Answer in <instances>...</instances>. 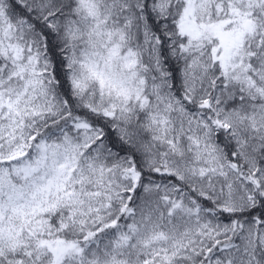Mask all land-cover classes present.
<instances>
[{"label": "snow or ice", "instance_id": "6c2138e0", "mask_svg": "<svg viewBox=\"0 0 264 264\" xmlns=\"http://www.w3.org/2000/svg\"><path fill=\"white\" fill-rule=\"evenodd\" d=\"M0 264H264V0H0Z\"/></svg>", "mask_w": 264, "mask_h": 264}]
</instances>
